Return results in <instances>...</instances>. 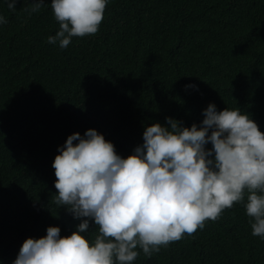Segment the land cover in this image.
<instances>
[{"label":"trees","instance_id":"trees-1","mask_svg":"<svg viewBox=\"0 0 264 264\" xmlns=\"http://www.w3.org/2000/svg\"><path fill=\"white\" fill-rule=\"evenodd\" d=\"M30 2L0 0V264L47 226L66 236L79 223L53 201L51 162L72 132L94 128L124 157L144 126L166 116L199 126L209 102L238 107L264 132V0H109L97 32L64 49L46 40L58 28L50 0L28 15ZM248 221L234 202L132 264H264ZM88 230L91 239V220Z\"/></svg>","mask_w":264,"mask_h":264},{"label":"clouds","instance_id":"clouds-1","mask_svg":"<svg viewBox=\"0 0 264 264\" xmlns=\"http://www.w3.org/2000/svg\"><path fill=\"white\" fill-rule=\"evenodd\" d=\"M108 3L50 0L58 28L47 42L64 49L73 36L95 34ZM5 4L15 10L16 0ZM42 5L31 0L24 11ZM201 112L199 126L168 116L144 126L142 143L124 157L94 128L67 135L51 162L53 201L79 223L66 236L47 226L43 236L26 237L11 264H132L140 252L151 256L203 229L234 202L243 204L251 235L264 239V132L238 107L217 111L209 102Z\"/></svg>","mask_w":264,"mask_h":264}]
</instances>
